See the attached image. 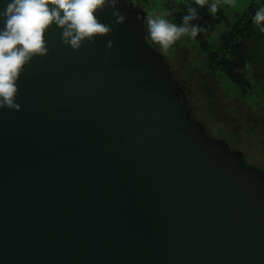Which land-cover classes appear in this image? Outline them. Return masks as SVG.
Instances as JSON below:
<instances>
[{"label": "water", "instance_id": "obj_1", "mask_svg": "<svg viewBox=\"0 0 264 264\" xmlns=\"http://www.w3.org/2000/svg\"><path fill=\"white\" fill-rule=\"evenodd\" d=\"M116 7L78 51L50 25L0 109V264H264V175L189 120Z\"/></svg>", "mask_w": 264, "mask_h": 264}, {"label": "rangeland", "instance_id": "obj_2", "mask_svg": "<svg viewBox=\"0 0 264 264\" xmlns=\"http://www.w3.org/2000/svg\"><path fill=\"white\" fill-rule=\"evenodd\" d=\"M186 1L120 0L119 5L123 6L138 24L143 33L142 44L145 49L150 50L151 53L159 54L164 65L171 61L176 64V70L181 69V74L192 75L195 78L194 84L190 83L191 86H188L187 90L183 88L180 81L178 84L182 89L183 96L187 94V100L191 103L194 102L197 108L195 118L190 111L192 120L198 118V123L200 120L207 122L208 128L203 127V129L212 141L238 147L248 158H243L244 162L254 161L263 165L259 168H264V123L258 122L256 119L257 113L260 118L261 115H264V33L259 30L258 56L247 61L246 67L241 71L246 73L247 85L254 86L257 83L254 88L253 86L252 89L248 88V94L243 92L244 96L241 94L242 87L239 88L237 84L242 81L237 79L236 83V79L230 72L223 75L219 70H213L208 59L211 50L216 51V48L221 44L220 35L227 33L228 25L234 24L237 16L248 9L253 0H220V8L224 11L228 23L211 15V26L214 28L211 36L204 37L201 32L194 40L182 37L171 50L165 52L160 49L159 45L151 41L146 29V16L149 12L160 14L170 22L179 25L174 11L177 10L180 3ZM205 39H207L206 42ZM207 45H210L211 49ZM168 63L170 64V62ZM192 70L196 72L191 73ZM254 74H257L258 82L254 80ZM172 78L177 84L178 80L173 76ZM192 88L196 89V93L190 96L193 94ZM234 91L236 92L234 93ZM223 127L225 128L223 129ZM252 164H250L251 169ZM259 171L264 175V169H259Z\"/></svg>", "mask_w": 264, "mask_h": 264}, {"label": "clouds", "instance_id": "obj_3", "mask_svg": "<svg viewBox=\"0 0 264 264\" xmlns=\"http://www.w3.org/2000/svg\"><path fill=\"white\" fill-rule=\"evenodd\" d=\"M120 0H8L0 10V109L21 110L16 102L19 94L18 80L32 59L49 53L45 38L49 26L55 24L61 31V43L78 51L87 41L95 42L97 36L112 33L114 25L122 24L126 14L116 7ZM199 8L207 7L215 16L220 0H194ZM109 9L115 17L109 24L101 23L97 12ZM188 14L179 25L165 16L149 12L146 29L151 41L167 52L182 37L194 40L204 31L192 21L199 18L195 7H189ZM252 22L264 33V6L258 8ZM113 41L107 42L111 48Z\"/></svg>", "mask_w": 264, "mask_h": 264}, {"label": "trees", "instance_id": "obj_4", "mask_svg": "<svg viewBox=\"0 0 264 264\" xmlns=\"http://www.w3.org/2000/svg\"><path fill=\"white\" fill-rule=\"evenodd\" d=\"M261 6H264V0H253L251 2V4L249 5L248 9H246L243 13H241L237 16V20L235 21V23L228 25V30L226 31L227 33L220 35L221 44H219V46L216 48V51L211 50V53L208 54L209 63L212 66L213 70H216V71L219 70L220 72L223 73V75L226 73V70H228L227 73H229V72L231 73L232 77L236 79V83L238 82L237 79L242 81V83H239V82L237 83L238 87L239 88L242 87L241 89H243L241 92L242 95H243V92H244V94H248L249 93L248 88L252 89V86H253V85L249 86L246 84L247 83L246 73L241 72V71H242V69H244L246 67L245 64L247 61L252 60V58L254 59L255 57L258 56V49H259V45H260V43L258 42L259 41L258 38L260 37V35H259L260 32H259V28L253 24L252 17L255 15V12ZM189 7H195L197 9L198 14H199V18L196 20H193L192 23L200 25L201 28L204 29V31L202 32L204 37H207L208 35L211 36L213 31H214V28L211 26V17H210L211 14L208 12L207 7L199 8L198 6H196L194 4V0H187L186 2L180 3V5L177 6V10L174 11V16L176 17L177 22L182 23V18L184 15L188 14L187 10ZM213 17L220 18V19L224 20L225 23H228L226 20V16L224 14V11L220 7L218 8L217 14ZM209 31H211V32H209ZM145 35H146V30H145ZM206 41H207V39H205V42ZM205 42H204V45H205ZM207 46L210 48V45H207ZM168 62H170V64ZM168 62H166L167 65H165V67L167 68L171 79L173 80V78H172V76H173L175 79L178 80L177 84L174 82V80H173V82H174V85L180 90V92L183 96V93L181 91L182 89H180L181 87L178 84L181 82V84L183 85V88H186V90H187L188 86H191L190 83H193V80L195 78L191 74H190L191 76H187L186 74H181L180 68H179V70L175 69L176 64H173L171 61H168ZM194 70H192L191 73H195L196 71H194ZM256 73H257V71H256ZM254 80L256 82H258L257 81L258 80L257 74H254ZM256 85H257V83H256ZM256 85H254L253 88ZM195 90L196 89L192 88L191 92L193 94L189 93L190 96L194 95L196 93ZM235 92L236 91H234V93ZM187 96L188 95L186 94V96H185L186 99L184 96H183V98H184L185 107L189 113V120L192 123H196V124L200 125L202 127V129H203V127H205V129H207L208 128L207 122H206L207 123L206 124L204 121L199 119L200 123H198L199 122L197 120L198 118H196V120H192V116L194 118L197 116L196 115L197 108H196L194 102L191 103V102H189V100H187V98H188ZM190 111L193 114L192 116H191ZM256 119L258 122L262 121V123H264V115L263 116L261 115V118H260L259 114L257 113ZM225 127H223V129ZM203 131L205 132L204 129H203ZM208 131H209V129H208ZM205 134L208 136L207 132H205ZM208 138H210V137L208 136ZM230 146H227L228 150L232 153H239L241 161L244 163V165L247 168H251L250 164L253 163L251 165L252 169L257 170V171H259V169H264V168H259L263 165H259L254 161L244 162L243 158H245V159H248V158L245 156L243 151L236 146H231V147Z\"/></svg>", "mask_w": 264, "mask_h": 264}, {"label": "flooded vegetation", "instance_id": "obj_5", "mask_svg": "<svg viewBox=\"0 0 264 264\" xmlns=\"http://www.w3.org/2000/svg\"><path fill=\"white\" fill-rule=\"evenodd\" d=\"M228 72V70H226V73ZM228 74V73H227Z\"/></svg>", "mask_w": 264, "mask_h": 264}]
</instances>
